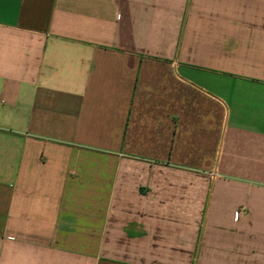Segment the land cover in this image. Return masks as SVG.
<instances>
[{
  "label": "crops",
  "instance_id": "crops-1",
  "mask_svg": "<svg viewBox=\"0 0 264 264\" xmlns=\"http://www.w3.org/2000/svg\"><path fill=\"white\" fill-rule=\"evenodd\" d=\"M0 264H264V0H0Z\"/></svg>",
  "mask_w": 264,
  "mask_h": 264
}]
</instances>
